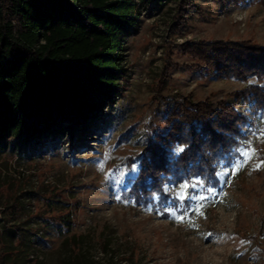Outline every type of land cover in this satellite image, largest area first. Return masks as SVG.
<instances>
[{
	"label": "rangeland",
	"instance_id": "1",
	"mask_svg": "<svg viewBox=\"0 0 264 264\" xmlns=\"http://www.w3.org/2000/svg\"><path fill=\"white\" fill-rule=\"evenodd\" d=\"M216 40L264 46V7L153 2L124 34L113 105L64 134L12 136L0 147V264H264L263 117L242 126L247 140L234 162L220 164L218 189L187 190L205 199L179 200L185 181L169 183L166 214L127 194L149 132L165 129L167 101L236 102L233 93L257 82L200 75L183 46Z\"/></svg>",
	"mask_w": 264,
	"mask_h": 264
},
{
	"label": "trees",
	"instance_id": "2",
	"mask_svg": "<svg viewBox=\"0 0 264 264\" xmlns=\"http://www.w3.org/2000/svg\"><path fill=\"white\" fill-rule=\"evenodd\" d=\"M162 1L0 0V147L12 136L64 134L113 105L125 71L124 34L142 8ZM252 1L264 7V0ZM183 48L201 63L203 77L257 82L233 93L236 102H166L165 129L149 132L127 193L166 214L173 203L167 184L193 179L218 189L220 164L234 162L247 140L242 126L264 118L263 45L216 40ZM177 146L185 149L179 155Z\"/></svg>",
	"mask_w": 264,
	"mask_h": 264
},
{
	"label": "snow or ice",
	"instance_id": "3",
	"mask_svg": "<svg viewBox=\"0 0 264 264\" xmlns=\"http://www.w3.org/2000/svg\"><path fill=\"white\" fill-rule=\"evenodd\" d=\"M262 135H264V133H262ZM184 147L183 146H177L174 149V152L176 155H179L180 153H182L184 151ZM253 154V151H249L246 150L242 153V155L251 158V155ZM242 166L241 163H237L235 165L234 171H238L239 168ZM203 181H194L191 184H189V182L185 181L183 184L180 185V191L177 193V198L179 200H187V199H191V200H203L205 199L204 196L196 194V193H192L190 196L187 194V190L189 189V187L195 189L197 187L198 184H202ZM209 191H211V189H209ZM182 219V217H181Z\"/></svg>",
	"mask_w": 264,
	"mask_h": 264
}]
</instances>
